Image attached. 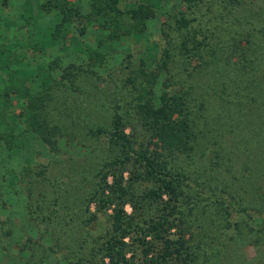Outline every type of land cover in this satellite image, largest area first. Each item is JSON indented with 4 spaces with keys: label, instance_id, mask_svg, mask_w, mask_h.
Masks as SVG:
<instances>
[{
    "label": "trees",
    "instance_id": "trees-1",
    "mask_svg": "<svg viewBox=\"0 0 264 264\" xmlns=\"http://www.w3.org/2000/svg\"><path fill=\"white\" fill-rule=\"evenodd\" d=\"M119 1L89 0L83 14L69 0H46L43 9L59 14L52 38L62 30L65 39L80 18L94 25L95 45L107 51L144 35L155 13L153 0L129 8ZM164 1L162 44L153 46L159 55L150 63L126 53L119 68L101 78L92 62H71L60 81L51 80L60 92L47 85L24 97L26 127L48 149L65 137L88 152L65 163L77 190L69 196L76 211L62 185L44 172L22 169L26 219L42 231L20 243L17 253L25 257L19 264H44L51 256L60 264L125 262L123 236L139 223L126 217L122 205L136 211L146 199L160 206L139 226L143 237L152 238L143 240L139 264H216L227 241L238 248L264 237V224H251L253 214L264 211V0ZM84 33L83 26L77 29ZM92 55L99 60L101 54ZM215 166L222 170L212 173ZM92 202L97 210L116 205L105 243L88 230ZM204 223L213 226V238L187 244L185 231ZM9 235L0 219L1 250ZM257 258L264 264V255ZM234 262L253 264L240 256L227 264Z\"/></svg>",
    "mask_w": 264,
    "mask_h": 264
},
{
    "label": "rangeland",
    "instance_id": "rangeland-1",
    "mask_svg": "<svg viewBox=\"0 0 264 264\" xmlns=\"http://www.w3.org/2000/svg\"><path fill=\"white\" fill-rule=\"evenodd\" d=\"M45 1L0 0V219L6 221L10 229V235L6 239V249H0V264H19L25 257V255L17 253L20 243L26 237L36 240L42 231L41 228L26 219V196L23 191L22 169L28 168L31 171L30 174L44 172L48 179L62 185L63 197L67 200L70 208L74 209L75 206L70 201L77 194V190L69 183L71 169L66 170L65 163L67 159H79L88 152L87 147L65 137L58 139L56 149H48L40 138L26 127L25 98L40 94L38 91L45 89L47 85H53L50 89L51 92H60L61 87L57 86L60 84H55L51 80L60 81L63 68L71 62L83 65L89 61L92 62V70L98 72L101 78L107 72L117 70L126 53L133 54L134 61H138L140 58L145 64L150 63L153 57L159 55L156 50H153V46L158 47L162 44L160 28L165 20V12L168 7L164 0H153L155 13L147 20L144 35L137 38H126L122 42L111 44L113 51H107L96 47L95 35L98 30L84 18L74 21L71 33L67 34L68 37L72 35V38L68 39L66 36L64 39L62 30L56 33V39L52 38L53 28L59 22V14L55 13L53 9H51L52 11L43 9ZM69 1L83 14L89 11V0ZM138 2H143V0H120L119 6L129 8ZM82 26L85 28V33L77 34V29ZM95 50L100 51L99 60H95L92 55ZM159 51L157 50V52ZM159 88L160 83L158 82L155 93L159 91ZM249 146L256 149V145L249 144ZM255 149L252 150L255 151ZM260 151L264 154V144L260 147ZM183 166L186 172L190 171L188 166L185 164ZM220 169L221 167L215 166L211 172L215 173ZM128 175V171L125 170L123 179L126 180ZM203 176L205 177V174ZM111 181V176H108L107 182L110 184ZM261 182L264 189V182ZM142 185H139L140 188ZM75 205L77 207L76 203ZM159 206V202L146 199L143 202V207L141 209L138 207L136 211L131 208L128 202L124 203L122 208L126 217L133 219L134 216L133 221H138L139 226L144 227L142 221L148 219L150 215L158 213ZM115 208L114 203L107 204L100 210L96 209L94 202L89 205V212L94 213L95 217L89 223L88 230L91 236L97 238L100 243H105L112 233L111 218ZM71 209H68L70 213H72ZM74 210L76 211V208ZM251 224L263 225L264 211L259 215L253 214ZM139 226L130 225L123 236V252L126 261L120 262V264H139L142 259L143 240L152 241L151 235L142 236ZM186 228H189L188 225ZM211 228L213 226L210 223L199 224L197 228L190 227L183 235L186 239L185 242L195 244L202 237L211 240L213 238ZM65 229L67 230V227ZM174 229L170 230V235L173 234ZM257 242V245L245 243L237 248L233 240L227 241L218 253L216 264H227L231 257L238 259L239 256L242 263L251 261L253 264H257L259 262L257 255H264V237ZM156 247L152 248L154 253L151 252V254L158 252L159 246ZM34 255V259L38 257V251H35ZM44 264H60V261L51 256Z\"/></svg>",
    "mask_w": 264,
    "mask_h": 264
}]
</instances>
